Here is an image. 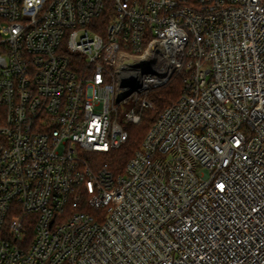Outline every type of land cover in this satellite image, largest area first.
I'll return each instance as SVG.
<instances>
[{
    "label": "built area",
    "instance_id": "1",
    "mask_svg": "<svg viewBox=\"0 0 264 264\" xmlns=\"http://www.w3.org/2000/svg\"><path fill=\"white\" fill-rule=\"evenodd\" d=\"M0 235V264H264V0H0Z\"/></svg>",
    "mask_w": 264,
    "mask_h": 264
},
{
    "label": "trees",
    "instance_id": "2",
    "mask_svg": "<svg viewBox=\"0 0 264 264\" xmlns=\"http://www.w3.org/2000/svg\"><path fill=\"white\" fill-rule=\"evenodd\" d=\"M182 1L188 5L195 4V0ZM184 76L185 74L182 72L175 74L168 85L149 94V99L155 104V110H146L142 115L141 122L129 127V141L113 158L111 169L114 173H121L129 159L139 149L141 142L153 125L155 114L165 110L180 98Z\"/></svg>",
    "mask_w": 264,
    "mask_h": 264
},
{
    "label": "rangeland",
    "instance_id": "3",
    "mask_svg": "<svg viewBox=\"0 0 264 264\" xmlns=\"http://www.w3.org/2000/svg\"><path fill=\"white\" fill-rule=\"evenodd\" d=\"M143 97L142 96H134L128 99L127 102H122L121 105L118 106L119 117L121 121L125 120V115L131 112L136 107H140L142 105Z\"/></svg>",
    "mask_w": 264,
    "mask_h": 264
},
{
    "label": "water",
    "instance_id": "4",
    "mask_svg": "<svg viewBox=\"0 0 264 264\" xmlns=\"http://www.w3.org/2000/svg\"><path fill=\"white\" fill-rule=\"evenodd\" d=\"M122 100V98L121 99H119V102Z\"/></svg>",
    "mask_w": 264,
    "mask_h": 264
},
{
    "label": "snow or ice",
    "instance_id": "5",
    "mask_svg": "<svg viewBox=\"0 0 264 264\" xmlns=\"http://www.w3.org/2000/svg\"><path fill=\"white\" fill-rule=\"evenodd\" d=\"M221 188L223 187V185L220 186Z\"/></svg>",
    "mask_w": 264,
    "mask_h": 264
}]
</instances>
